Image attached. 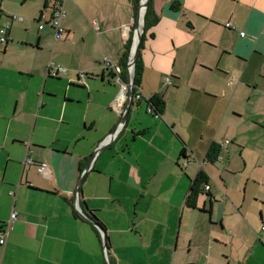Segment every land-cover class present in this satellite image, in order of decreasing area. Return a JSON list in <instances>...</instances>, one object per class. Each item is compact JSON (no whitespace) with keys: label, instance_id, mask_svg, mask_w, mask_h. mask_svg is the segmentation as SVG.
<instances>
[{"label":"crops","instance_id":"0c3cea01","mask_svg":"<svg viewBox=\"0 0 264 264\" xmlns=\"http://www.w3.org/2000/svg\"><path fill=\"white\" fill-rule=\"evenodd\" d=\"M53 2L0 0V25L25 16L0 48V229L16 213L0 264H106L104 249L107 264H264V0H151L140 91L164 111L133 102L95 157L126 104L104 57L121 68L137 19L130 0H65L54 40L36 21ZM201 162L210 188L189 208Z\"/></svg>","mask_w":264,"mask_h":264},{"label":"trees","instance_id":"16d2710c","mask_svg":"<svg viewBox=\"0 0 264 264\" xmlns=\"http://www.w3.org/2000/svg\"><path fill=\"white\" fill-rule=\"evenodd\" d=\"M139 2L140 0H130L131 6L134 12L133 14L134 18L139 8ZM177 6H172V8L176 9ZM143 20H144V24H143V32L141 36V41L139 44V53H138V57L135 61V66H134V75H133V81H132L133 82V95H136L138 91H140V85L142 82L143 68L140 63V50L143 47V42L145 40L147 31L153 28L158 22V16L153 12V9L151 7V0L147 7ZM152 35L153 34H151V36ZM132 36L133 34L132 32H130L129 38L127 39L126 44H125L124 54L122 55V58H121V80L123 82H126V68H127L128 57H129V50H130L131 43H132ZM144 101L147 104L148 108L151 109V113L149 114L160 116L163 113L164 108H165V102L160 96L154 95L150 97L148 100L144 99ZM219 152H220V146L217 145L216 143H212L209 146L207 153L205 155V162L210 163V164L219 162L217 160V157L219 156ZM183 156H184V153L181 154V157ZM206 185H208V177L202 169H199L191 184L190 192L186 199V205L189 208H196L197 197L199 194L203 193L204 187ZM74 215L75 217L79 218V215L76 212H74ZM85 215L89 219H91L95 224H97L99 227H103L102 224L96 219V217L90 213V211ZM96 232H97V235L99 236V233L97 230Z\"/></svg>","mask_w":264,"mask_h":264},{"label":"built area","instance_id":"2783aa9c","mask_svg":"<svg viewBox=\"0 0 264 264\" xmlns=\"http://www.w3.org/2000/svg\"><path fill=\"white\" fill-rule=\"evenodd\" d=\"M64 2L65 0H54L53 2V6L52 9L50 11L49 14L46 13H41L38 17L37 24H38V29L42 30L45 26H50L53 30V37L54 40H62L65 36V30L62 27V20L65 17V10H64ZM9 20L5 21L3 24L0 25V43H5L7 40V32L11 26V23L13 21L15 22H19L22 23L24 21V18L22 16H17V15H9ZM94 25L96 24L95 22L93 23ZM226 28H230L231 25L230 23L225 24ZM241 37L244 36V32H240L239 34ZM104 64L106 65L107 69H110L114 75H115V81L117 82V84L120 86L121 90L118 96V101L120 99V96L124 93V98L125 94L128 90V86L125 82H123L121 80V68L119 66H115L111 63L110 59L108 58V56L104 57ZM65 73V70L63 68H61L60 66H49V70H48V74L52 77L58 76L59 74ZM78 82L79 79H78ZM166 82L168 83L169 80H166ZM142 99H146L148 100V98H145V96L141 93V91H138V93L136 95H133V101H139ZM148 112L151 113V109L148 108ZM119 114L121 115V110L119 112ZM229 141H224V142H220V146H223L225 144H228ZM222 157L218 156L217 160L219 162L222 161ZM26 162L31 163V159L26 158ZM192 160L188 159L187 157H184L180 163V166L182 168L186 167L189 163H191ZM205 162H201L198 163L199 165V169H202L203 165ZM47 168V164L46 163H39L37 164V171L39 173H43L44 170ZM210 188L209 184L206 185L204 187V191H208ZM16 219V213L13 212L10 215V219L9 221L6 223V225L4 227H2L0 229V245H3L4 243V236L5 233L7 232V228L10 225V223ZM262 230H264V227H262ZM104 256H105V261L107 264V260H106V250L104 249Z\"/></svg>","mask_w":264,"mask_h":264},{"label":"water","instance_id":"95a60500","mask_svg":"<svg viewBox=\"0 0 264 264\" xmlns=\"http://www.w3.org/2000/svg\"><path fill=\"white\" fill-rule=\"evenodd\" d=\"M149 3H150V0H140L139 8L137 10V14H136V17L134 18V20L138 18V15H140L141 11H142V15L144 18V15H145V12L147 10ZM143 24H144V20L142 21V25L139 29H138L137 25L135 24V31H134L133 36H132V44H131L130 51H129V57H128V61H127V70H126V72H127L126 73V84L128 86V90L125 94V97H126L125 107L123 109H121L120 121H119L117 127L113 130V132H111L108 135L106 140H104L102 143H100L99 146L96 148V150L94 151V157L97 156L98 154H100L105 149V147H107L109 145V143H111L112 140L115 138V136L118 133V130L122 127V125H124L125 121L127 120L129 109H130L131 105L133 104V82L132 81H133V75H134L135 61H136V59L138 57V53H139V44H140L141 36H142V32H143ZM135 38H136V40H135ZM93 158L91 159V161L89 162V164L87 165L85 170L83 171L82 176L90 168ZM81 181L82 180L79 181V185L81 184ZM77 191H78V188H77L76 192ZM75 196H76V194H75ZM75 204H76L75 210L77 211L78 215L81 218H83L84 220L90 222L100 232L101 237H102L103 246L106 248V238H105V232H104L103 228L99 227L97 224H95L91 219H89L83 213L81 207L78 204L77 197H76Z\"/></svg>","mask_w":264,"mask_h":264},{"label":"rangeland","instance_id":"374dc122","mask_svg":"<svg viewBox=\"0 0 264 264\" xmlns=\"http://www.w3.org/2000/svg\"><path fill=\"white\" fill-rule=\"evenodd\" d=\"M11 2L14 3V4L16 3V2H14V1H11ZM72 4L74 5V3H72ZM132 13L134 14V12H132ZM11 15H17V16H22V17L24 16V15L19 14V13H18V14H16V13H15V14H14V13H11ZM24 17H25V16H24ZM20 24H23V23H20ZM24 24H25V23H24ZM135 24L137 25V23H135ZM135 24H134V26H135ZM32 26H33L34 28L37 27V25H35V23H32ZM150 33H151L150 30H148L147 33H146V37H147V38H150ZM146 37H145V38H146ZM1 47H2V44L0 43V48H1ZM58 83H59V82H58ZM58 83H57V84H58ZM119 87H120V86H119ZM64 88H67V85H65ZM120 90H121V88H120ZM143 104L145 105V103H143ZM261 144H264V141H263ZM252 157H253V158H256V157H257V154H256L255 156H252ZM220 166H221V164L218 163V166H217V167H220ZM240 176H241V175H240ZM238 178H239V175H238ZM235 180H236V179H235Z\"/></svg>","mask_w":264,"mask_h":264},{"label":"bare ground","instance_id":"6f19581e","mask_svg":"<svg viewBox=\"0 0 264 264\" xmlns=\"http://www.w3.org/2000/svg\"><path fill=\"white\" fill-rule=\"evenodd\" d=\"M142 21H143V15H142V11L140 12V15H138V18H137V20H136V22H137V27H138V29L141 27V25H142ZM136 34V33H135ZM137 38V37H136ZM136 38H135V40H136ZM124 94V93H123Z\"/></svg>","mask_w":264,"mask_h":264},{"label":"clouds","instance_id":"9594fccd","mask_svg":"<svg viewBox=\"0 0 264 264\" xmlns=\"http://www.w3.org/2000/svg\"><path fill=\"white\" fill-rule=\"evenodd\" d=\"M126 70H127V68H126ZM127 73V72H126ZM115 76V75H114ZM126 83V82H125Z\"/></svg>","mask_w":264,"mask_h":264},{"label":"flooded vegetation","instance_id":"af4514ba","mask_svg":"<svg viewBox=\"0 0 264 264\" xmlns=\"http://www.w3.org/2000/svg\"><path fill=\"white\" fill-rule=\"evenodd\" d=\"M112 72V71H111ZM113 73V72H112ZM114 74V73H113Z\"/></svg>","mask_w":264,"mask_h":264}]
</instances>
